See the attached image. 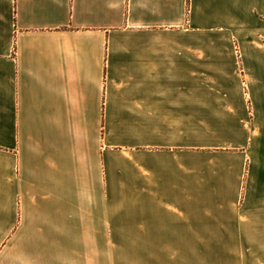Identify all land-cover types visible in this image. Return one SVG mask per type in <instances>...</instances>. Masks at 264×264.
Masks as SVG:
<instances>
[{"label": "crops", "instance_id": "crops-1", "mask_svg": "<svg viewBox=\"0 0 264 264\" xmlns=\"http://www.w3.org/2000/svg\"><path fill=\"white\" fill-rule=\"evenodd\" d=\"M203 116L241 150L212 188ZM202 243L264 264V0H0V264H202Z\"/></svg>", "mask_w": 264, "mask_h": 264}, {"label": "rangeland", "instance_id": "rangeland-1", "mask_svg": "<svg viewBox=\"0 0 264 264\" xmlns=\"http://www.w3.org/2000/svg\"><path fill=\"white\" fill-rule=\"evenodd\" d=\"M220 37H222V36H220ZM207 86H211L213 89H217V90L218 89L219 90L225 89V90L236 91V90L241 89L240 83H232V82H229V83L215 82V83H209V84H207ZM206 118H207V116H203V144H204V147L202 149L201 158H202V164H203V172L207 173L206 177H203V187L212 188V187L217 186L216 182H215V180H217V179H213V177H212L213 175L211 173L212 171L216 170L215 163L222 161L223 163L227 164L229 162V159H225L222 156H224L225 154H227V155L231 154V156H232V155L241 153V150L237 149L236 147H233V146L229 147V145L226 147H220V148L219 147L217 148L215 146H211L210 144H215L217 141H215L216 137H214L212 135V131H208V130L212 127H215V125L207 123ZM223 134L224 135H222V137L225 138V140H223V141H226V143L229 142V140L226 137V134L225 133H223ZM233 136L235 137V140L240 139L239 138L240 137L239 132L234 131ZM207 144H208V146H206ZM217 154H219L220 156H218ZM177 161H178V159H177ZM185 161H186V164H189V163L192 164L193 156H189L186 153ZM170 162L171 163L174 162L172 158H171ZM209 176H211V178ZM206 201H208V200H206ZM226 247H228V249H226ZM195 248H196V251L200 250L202 252L201 263L202 264H210L211 262H213V261L215 262L217 260L219 262L220 261L224 262L225 261L224 258L215 259V258H211V256L214 255V257H215V255H216L215 252H219L221 250L233 249V244L202 243V244H195Z\"/></svg>", "mask_w": 264, "mask_h": 264}]
</instances>
